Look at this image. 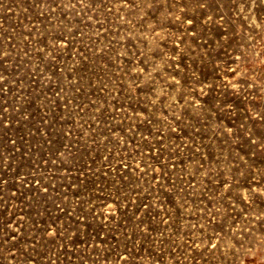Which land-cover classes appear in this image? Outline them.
<instances>
[{"label": "rangeland", "instance_id": "obj_1", "mask_svg": "<svg viewBox=\"0 0 264 264\" xmlns=\"http://www.w3.org/2000/svg\"><path fill=\"white\" fill-rule=\"evenodd\" d=\"M0 264H264V0H0Z\"/></svg>", "mask_w": 264, "mask_h": 264}, {"label": "snow or ice", "instance_id": "obj_2", "mask_svg": "<svg viewBox=\"0 0 264 264\" xmlns=\"http://www.w3.org/2000/svg\"><path fill=\"white\" fill-rule=\"evenodd\" d=\"M189 23H192V21H188Z\"/></svg>", "mask_w": 264, "mask_h": 264}]
</instances>
